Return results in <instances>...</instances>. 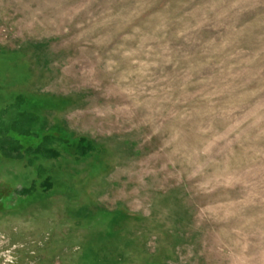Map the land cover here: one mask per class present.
Instances as JSON below:
<instances>
[{"label":"rangeland","instance_id":"374dc122","mask_svg":"<svg viewBox=\"0 0 264 264\" xmlns=\"http://www.w3.org/2000/svg\"><path fill=\"white\" fill-rule=\"evenodd\" d=\"M0 264H264V0H0Z\"/></svg>","mask_w":264,"mask_h":264},{"label":"trees","instance_id":"16d2710c","mask_svg":"<svg viewBox=\"0 0 264 264\" xmlns=\"http://www.w3.org/2000/svg\"><path fill=\"white\" fill-rule=\"evenodd\" d=\"M22 135L26 136V137L31 136V134H29L28 132L22 133ZM54 141L63 142V140H61L60 138H56V137H52V136H45L43 138V142L37 148H35V149L29 148V149H27V152H33V153L39 154L40 157H43L45 159H56V158H59L60 157V152L50 147V143L54 142ZM1 148H2L1 149L2 153L6 157H8L9 156L8 155V151L5 149V147H1ZM83 151H84V153L92 151V146L88 145L86 148L83 149ZM51 187H52L51 184L46 185V190H50Z\"/></svg>","mask_w":264,"mask_h":264}]
</instances>
